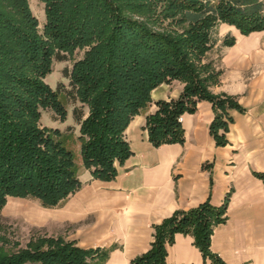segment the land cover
I'll return each mask as SVG.
<instances>
[{
    "label": "trees",
    "instance_id": "1",
    "mask_svg": "<svg viewBox=\"0 0 264 264\" xmlns=\"http://www.w3.org/2000/svg\"><path fill=\"white\" fill-rule=\"evenodd\" d=\"M42 33L28 0H0V214L8 197L54 208L81 186L74 157L57 129L42 127L41 110L61 122L67 111L45 82L55 59L83 56L68 73L79 125L82 166L100 181H111L130 157L125 130L162 84H183L178 99L160 101L147 116L149 143L182 144L179 118L197 105H212L209 132L226 145L235 98L215 96L210 87L220 72L207 55L221 24L242 35L264 31V0H39ZM234 40H223L231 46ZM63 53V54H62ZM226 205L205 202L177 211L153 227L150 248L129 264H165L167 246L177 234L189 235L205 264H225L210 251L214 228L225 221ZM0 237V264H102L106 253L83 250L61 238L39 237L8 250ZM98 259L97 262H94Z\"/></svg>",
    "mask_w": 264,
    "mask_h": 264
},
{
    "label": "crops",
    "instance_id": "2",
    "mask_svg": "<svg viewBox=\"0 0 264 264\" xmlns=\"http://www.w3.org/2000/svg\"><path fill=\"white\" fill-rule=\"evenodd\" d=\"M225 39L234 42L223 46ZM207 58L220 72L210 92L235 98L243 110L230 111L226 145L215 144L209 132L212 105L201 101L194 114L181 116L182 144L153 147L147 116L158 102L178 99L183 89L178 81L162 84L125 130L131 155L111 181L93 179L81 162L76 164L80 188L58 206L8 197L1 213L25 218L46 237L106 253L102 264H129L150 248L153 227L174 212L205 202L225 204V221L214 228L210 251L225 264H264V31L244 36L221 24ZM69 127L58 121L47 128L63 133ZM73 134L77 139V123ZM165 264L205 263L193 238L177 234Z\"/></svg>",
    "mask_w": 264,
    "mask_h": 264
},
{
    "label": "rangeland",
    "instance_id": "3",
    "mask_svg": "<svg viewBox=\"0 0 264 264\" xmlns=\"http://www.w3.org/2000/svg\"><path fill=\"white\" fill-rule=\"evenodd\" d=\"M33 15L37 18L39 23V31L42 33L45 16L44 6L39 0H28ZM63 54V53H62ZM63 59H55L53 62L52 73L49 74L45 82L53 90L58 92V99L63 108L67 111V124L73 127L65 129L61 133V140L65 147L72 152L75 164L81 163V156L79 152V142L75 139L73 129L75 122L72 119V110L74 108L81 109L86 112V108L80 104L75 103L71 97L72 88L69 85L68 73L70 72L73 62L83 56V51H76L72 57L67 54L63 55ZM216 70V69H215ZM60 121L59 116L51 109L41 110V126L50 127L55 126ZM32 203L36 201L30 200ZM37 204V203H36ZM44 233L36 227L31 226L25 218L9 217L3 213L0 214V237L5 241L4 246L11 251H16L19 248H24L31 239L44 237Z\"/></svg>",
    "mask_w": 264,
    "mask_h": 264
},
{
    "label": "built area",
    "instance_id": "4",
    "mask_svg": "<svg viewBox=\"0 0 264 264\" xmlns=\"http://www.w3.org/2000/svg\"><path fill=\"white\" fill-rule=\"evenodd\" d=\"M181 121V117L179 118V122Z\"/></svg>",
    "mask_w": 264,
    "mask_h": 264
}]
</instances>
